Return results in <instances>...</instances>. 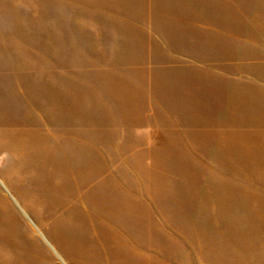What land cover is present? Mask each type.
I'll return each instance as SVG.
<instances>
[{"label": "rangeland", "instance_id": "rangeland-1", "mask_svg": "<svg viewBox=\"0 0 264 264\" xmlns=\"http://www.w3.org/2000/svg\"><path fill=\"white\" fill-rule=\"evenodd\" d=\"M264 264V0H0V264Z\"/></svg>", "mask_w": 264, "mask_h": 264}, {"label": "bare ground", "instance_id": "bare-ground-1", "mask_svg": "<svg viewBox=\"0 0 264 264\" xmlns=\"http://www.w3.org/2000/svg\"><path fill=\"white\" fill-rule=\"evenodd\" d=\"M125 264H127L126 261H125Z\"/></svg>", "mask_w": 264, "mask_h": 264}]
</instances>
